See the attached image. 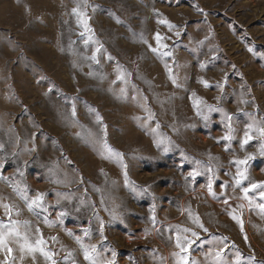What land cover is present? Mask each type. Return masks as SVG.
<instances>
[{"label":"rangeland","instance_id":"374dc122","mask_svg":"<svg viewBox=\"0 0 264 264\" xmlns=\"http://www.w3.org/2000/svg\"><path fill=\"white\" fill-rule=\"evenodd\" d=\"M261 127L264 0H0V223L56 264H264Z\"/></svg>","mask_w":264,"mask_h":264},{"label":"snow or ice","instance_id":"6c2138e0","mask_svg":"<svg viewBox=\"0 0 264 264\" xmlns=\"http://www.w3.org/2000/svg\"><path fill=\"white\" fill-rule=\"evenodd\" d=\"M76 9H73V12H76ZM162 23H164L165 21H161ZM171 27V25H169ZM156 40L159 44L161 37L159 36V34H157L156 36ZM163 47H167L166 45H163ZM157 49H153V51H156ZM164 55H168L167 52L164 53ZM203 67V66H202ZM201 83H204L205 86L207 87L208 84L206 81H201ZM210 111H217L218 109L212 108L211 106H208ZM99 119V117H98ZM229 120H231V117H228ZM249 129H251L253 126L249 125L248 126ZM232 128L231 125H229V133H231ZM260 137L262 139H264V127L258 128L257 129ZM222 139H224L225 141H230L232 139V136L229 134H226ZM252 139V136L249 135L248 132H245V139L241 142V147L243 148L244 145L248 144V142ZM105 149L111 153L112 155H115L117 157H119L121 154L118 152H115L113 149L110 148V146L107 145V143L105 142L104 145ZM261 155H264V144H261V151H260ZM253 157L252 156H248L246 157L244 160H236L235 163L237 165H243L246 164V162L248 160H251ZM246 171V169H245ZM245 171H240L238 169V179L236 180L237 184H240L242 180L246 179V175H245ZM196 173H191L190 175H195ZM257 188H262V190L260 191L259 195L261 197V199H264V186L260 185V184H251L250 188H244L243 192H244V199L248 200L249 205L251 206L253 204V200L249 197L248 193L251 190L257 189ZM209 192L212 195H215L214 193H212L211 191V182L209 183ZM43 193H37L36 196L29 202L27 201V196H24V199L27 202V206L28 208L31 210L34 207L39 208L42 207V200H43ZM225 203H227V201H225ZM0 207H3L6 210V214L7 215H11V211H12V207L8 204H0ZM256 207H258L261 210V213L264 214V203H259L256 204ZM232 218L234 220H237L238 223L242 222L239 220V218L235 215L232 216ZM194 223H196L201 229H203L204 231H207V229L203 228V224H200L199 222V218L196 217L193 221ZM18 223L17 221H11V225L7 228V231H5V225L3 223H0V251H7V256L5 257L4 261H0V264H8V258L11 257L13 249L8 246V240L14 239L16 242L19 243V249L20 251L23 253L24 251H27L29 253H35V252H39L41 255H43L45 257L46 260L51 261V264H56V262L52 259V256L54 254H50L49 252L45 251V249L43 247H41L44 244V240L42 238H39L35 241V243H32L29 239V237L27 236V234L25 235H21L19 228H18ZM27 223V222H25ZM37 232H39V229L36 230ZM184 233L189 232L190 230L185 228L181 230ZM69 235H71V233H69ZM85 235H87V230H85ZM192 236L197 237V239H199L198 235L196 232H192L191 233ZM55 239V238H53ZM246 239V237H245ZM22 241V242H21ZM77 242L80 243V238L77 237ZM193 243V241L188 240L186 236H182L179 232L176 235V247L178 249H180V252L178 253H174L173 255L177 258V264H196L195 261H189L188 258V251H189V247L191 246V244ZM81 247L84 249V258L85 260L90 261V264H97L95 258L92 256L91 253H94L96 251V245H91V252L89 251L88 247H85L82 243H81ZM224 250L221 249L220 251H217L215 254V258L213 261V264H223V257H222V252ZM181 253H184V255H181ZM69 255H71V253H69ZM23 258V257H22ZM33 260H35V256H33ZM108 264H113L112 261H109ZM236 264H239V260L236 261Z\"/></svg>","mask_w":264,"mask_h":264}]
</instances>
